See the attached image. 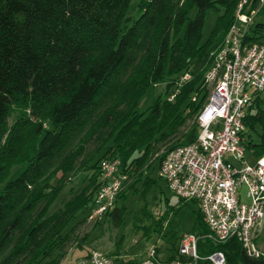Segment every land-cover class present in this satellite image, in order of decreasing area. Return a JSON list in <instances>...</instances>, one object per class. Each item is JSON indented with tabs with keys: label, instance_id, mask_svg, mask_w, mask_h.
<instances>
[{
	"label": "trees",
	"instance_id": "1",
	"mask_svg": "<svg viewBox=\"0 0 264 264\" xmlns=\"http://www.w3.org/2000/svg\"><path fill=\"white\" fill-rule=\"evenodd\" d=\"M239 1L0 0V264L63 260L93 206L101 160L118 159L119 172L141 182L143 196L157 183L150 178L153 165L159 168L169 150L196 137L198 125L191 120L210 91L204 75ZM250 2L254 7L255 0ZM133 7L136 14L130 16ZM209 9L217 17L203 40ZM251 31L249 40H264V20ZM185 72L191 79L168 101ZM158 84L162 92L146 112H139L140 101ZM262 93L255 95L244 121L243 145L254 157L264 156ZM14 107L30 116L8 127ZM15 165L24 168L7 181ZM79 173L88 175L87 185L49 214ZM120 195L103 214L114 228L125 214V207L117 206ZM178 199V205L187 202ZM188 233H209L199 208ZM181 235L166 250L171 258ZM198 248L202 255L222 251L226 264H264L262 258L248 257L235 240L215 244L200 239Z\"/></svg>",
	"mask_w": 264,
	"mask_h": 264
},
{
	"label": "built area",
	"instance_id": "2",
	"mask_svg": "<svg viewBox=\"0 0 264 264\" xmlns=\"http://www.w3.org/2000/svg\"><path fill=\"white\" fill-rule=\"evenodd\" d=\"M259 20H264V0H255L254 7L250 0L238 2L233 21L222 43L211 53L212 61L204 75L210 91L196 115V137L169 150L158 168V177L172 194L197 202L209 233H183L174 258L168 251L160 256L158 248L151 246L139 264H226L222 251L199 253L198 242L205 238L215 244L235 240L248 257L264 259V250L254 237L257 225L264 219V156L249 162L243 145L245 118L255 95L264 92V40L247 38ZM190 79L189 72L180 75L175 92L167 100L172 101L179 86ZM195 100L194 95L192 101ZM119 165L118 159L99 162L101 184L87 222H97L113 208L126 179ZM75 264L114 262L107 254L91 250Z\"/></svg>",
	"mask_w": 264,
	"mask_h": 264
},
{
	"label": "rangeland",
	"instance_id": "3",
	"mask_svg": "<svg viewBox=\"0 0 264 264\" xmlns=\"http://www.w3.org/2000/svg\"><path fill=\"white\" fill-rule=\"evenodd\" d=\"M129 14L130 16L136 14L135 7L130 10ZM194 15L195 10L193 9L189 13V18L192 19ZM216 17V11L209 9L206 12L202 30L203 40L208 38ZM162 90L163 84L156 85L153 90L150 89L140 101L137 110L146 112L153 98H156ZM111 94L113 96L116 95L117 88ZM24 115L26 117L30 116L27 110L24 112L23 109L14 107L7 121L8 127L12 126L18 118ZM191 121H196V116ZM165 148H160L159 153ZM246 159L249 162H253L254 156L247 152ZM23 168L24 165L13 166L7 181L16 177ZM87 178L88 175L86 173H79L72 177L49 208L48 213L52 214L61 208L75 192L84 188L88 183ZM150 178L157 183L151 184L143 196L141 194L143 189L141 182L134 183V179L126 175L120 192L121 195L117 200V206L123 205L125 207V214L120 227H112L108 218L104 216L95 223L86 221L80 229L76 244L68 250L66 256L59 264H75L76 260L82 257L86 251L91 250H98L109 255L113 262L116 260H133L137 264L142 261L151 246H156L160 256L163 257L166 255L167 248L171 246L170 244L175 242L177 235L191 232L194 227V213L198 210L196 203L187 201L182 205H178V197L172 194L163 182L159 181L157 163L150 170ZM1 186L2 183L0 184ZM242 191H245L244 188ZM83 215V212L79 213L76 219L81 218ZM85 233L88 234V237L84 240L83 234ZM254 237L259 247L264 250V219L257 225ZM68 260L70 262L67 263Z\"/></svg>",
	"mask_w": 264,
	"mask_h": 264
}]
</instances>
